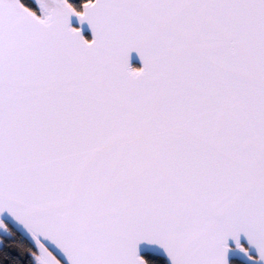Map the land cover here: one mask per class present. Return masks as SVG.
Instances as JSON below:
<instances>
[{"label": "snow or ice", "instance_id": "obj_1", "mask_svg": "<svg viewBox=\"0 0 264 264\" xmlns=\"http://www.w3.org/2000/svg\"><path fill=\"white\" fill-rule=\"evenodd\" d=\"M0 264H264V0H0Z\"/></svg>", "mask_w": 264, "mask_h": 264}, {"label": "trees", "instance_id": "obj_2", "mask_svg": "<svg viewBox=\"0 0 264 264\" xmlns=\"http://www.w3.org/2000/svg\"><path fill=\"white\" fill-rule=\"evenodd\" d=\"M5 243L17 254L16 259L26 257L27 251L31 247L30 242L18 232H14L13 237L9 238Z\"/></svg>", "mask_w": 264, "mask_h": 264}, {"label": "water", "instance_id": "obj_3", "mask_svg": "<svg viewBox=\"0 0 264 264\" xmlns=\"http://www.w3.org/2000/svg\"><path fill=\"white\" fill-rule=\"evenodd\" d=\"M137 63H139V60L137 59ZM20 235H23L26 239H27V237H26V235L25 234H23L22 232H18ZM28 240V239H27ZM29 241V240H28ZM30 242V241H29ZM30 244H31V242H30Z\"/></svg>", "mask_w": 264, "mask_h": 264}]
</instances>
